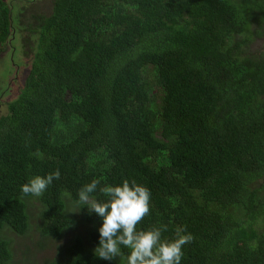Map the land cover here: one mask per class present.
<instances>
[{"label":"trees","instance_id":"obj_1","mask_svg":"<svg viewBox=\"0 0 264 264\" xmlns=\"http://www.w3.org/2000/svg\"><path fill=\"white\" fill-rule=\"evenodd\" d=\"M34 19L29 72L0 116V264L6 233L30 229L21 186L56 169L41 235L74 230V209L93 228L45 264H126L123 246V258L95 255L103 220L78 203L94 179L101 202L100 187H146L137 230H186L181 264H264V53L247 52L264 0H55ZM11 22L0 0V60Z\"/></svg>","mask_w":264,"mask_h":264},{"label":"clouds","instance_id":"obj_2","mask_svg":"<svg viewBox=\"0 0 264 264\" xmlns=\"http://www.w3.org/2000/svg\"><path fill=\"white\" fill-rule=\"evenodd\" d=\"M8 49H12L9 43ZM60 175V170L56 169L47 176H34L21 186V192L25 196H42ZM99 183L94 179L78 192V203L103 220L99 228V245L94 250L96 256L103 260L123 258V246L130 250L126 264H181L183 246L193 239L191 234H184L186 230L178 227L173 239L162 238L166 225L137 230L138 223L150 211L151 193L146 187L134 179H124L122 185L100 187V193L107 197L101 202L92 195Z\"/></svg>","mask_w":264,"mask_h":264},{"label":"rangeland","instance_id":"obj_3","mask_svg":"<svg viewBox=\"0 0 264 264\" xmlns=\"http://www.w3.org/2000/svg\"><path fill=\"white\" fill-rule=\"evenodd\" d=\"M54 1L55 0H5L11 8V19L13 22L18 19L17 12H20L24 14V18L18 20L19 24L22 26L31 25L33 27L37 25V21L34 17L49 16L51 14ZM256 29L257 28L254 27V31ZM25 35L28 36L26 33ZM254 38L255 41L248 47L247 52L260 56V51L264 49V36L258 38L254 36ZM33 40H35V35L33 36ZM33 40L32 38L28 39L26 49L22 52H19L18 47L13 45L15 47L14 55L10 49L6 48L1 57L0 116L8 113V104L17 98L24 85L29 72V68H27L29 59L34 54L30 49L34 44ZM257 183V185L264 183V179ZM39 199L36 196L25 199L26 204L29 202L30 229L28 233L25 236H18L12 232H7L5 235V238L10 241V250L12 253L11 264H45L57 258L60 250L68 245L76 235H80L84 237V239H87L88 230L93 228L83 221L78 209H74V205L70 204L78 220L77 227L65 233L61 239L44 238L40 232L43 208ZM64 202L66 214L72 217L67 204V202L72 201L70 198H64Z\"/></svg>","mask_w":264,"mask_h":264},{"label":"flooded vegetation","instance_id":"obj_4","mask_svg":"<svg viewBox=\"0 0 264 264\" xmlns=\"http://www.w3.org/2000/svg\"><path fill=\"white\" fill-rule=\"evenodd\" d=\"M20 9H22V8H20ZM17 16L18 17L20 16V18L22 16V19L24 18V14L20 13V12H17ZM11 25L13 26V30H12V37L10 39L9 46L12 48L11 52H13V55H14L15 54V47H18L19 52H22L23 50L26 49L27 41H28V39H31V30H29L28 26H22L20 24L17 25L14 22H11ZM25 33L28 34V36L25 35ZM13 45H15V47ZM260 52L264 53V49H262ZM30 61L31 60L29 59V63H30Z\"/></svg>","mask_w":264,"mask_h":264}]
</instances>
